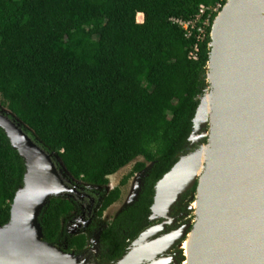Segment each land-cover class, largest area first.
I'll list each match as a JSON object with an SVG mask.
<instances>
[{
	"label": "trees",
	"instance_id": "1",
	"mask_svg": "<svg viewBox=\"0 0 264 264\" xmlns=\"http://www.w3.org/2000/svg\"><path fill=\"white\" fill-rule=\"evenodd\" d=\"M224 2L0 0V105L74 179L96 188V194L86 191L92 207L100 198L96 215L120 198L129 176L151 164L137 199L101 229L98 254L89 251V261L108 263L125 253L149 224L156 181L187 147L197 96L207 86L210 26L199 41L195 30L186 36L173 19H190L203 4L211 25ZM133 160L117 186L98 189ZM24 171L23 158L0 128V225L9 219ZM81 203L66 194L50 197L38 217L43 239L83 251L88 232L71 233L66 226L81 215Z\"/></svg>",
	"mask_w": 264,
	"mask_h": 264
},
{
	"label": "water",
	"instance_id": "2",
	"mask_svg": "<svg viewBox=\"0 0 264 264\" xmlns=\"http://www.w3.org/2000/svg\"><path fill=\"white\" fill-rule=\"evenodd\" d=\"M214 18L207 43V86L197 96L187 138L189 147L194 143L197 147L178 155L154 185L148 219L161 221L142 230L109 264L178 263L168 251L189 225L154 235L174 222L173 206L198 181L202 144L209 141L206 92L211 88L214 132L204 163L199 213L194 216L197 238L190 264H264V0H234L226 19L215 22ZM0 128L25 167L9 219L0 225V264H103L43 239L39 214L50 197L76 192L66 184V177L72 176L1 105ZM100 232L90 239L94 256Z\"/></svg>",
	"mask_w": 264,
	"mask_h": 264
},
{
	"label": "rangeland",
	"instance_id": "3",
	"mask_svg": "<svg viewBox=\"0 0 264 264\" xmlns=\"http://www.w3.org/2000/svg\"><path fill=\"white\" fill-rule=\"evenodd\" d=\"M206 71V69H205ZM206 82V80H205ZM207 83V82H206ZM203 142V141H202ZM192 147V149H191ZM191 147L188 146L189 151L193 150L195 147H197V144L194 143L191 145ZM191 149V150H190ZM188 151V152H189ZM53 158L57 161V157L53 155ZM136 160H142V157H138ZM136 160L131 161L130 163L126 164L125 166L121 167L119 170H117L115 173L108 176L109 182L104 188H98L101 191H108L109 189L117 186L119 184L120 179L129 173V171L132 169V166ZM150 163L146 165V167L139 171L135 172L133 175L129 176L126 184L121 186V195L120 198L113 202L108 208H106L101 216H97L96 214L91 216L89 220L87 221H78V217L70 220V223H67V229L71 233H77L79 231H85L89 234V240L87 248H91V242L90 239L93 237V235L99 230L102 229L107 222H109L119 211H121L124 207L127 205L132 204L138 197V194L142 188V180L145 176L147 170L150 167ZM75 183H79L83 185L80 180H74ZM84 186V185H83ZM94 188L93 190H95ZM195 199V190H187L185 193H183L179 200L176 202V204L173 206V209L171 211V216L176 218V224L182 223L183 225L188 224V228L190 229L193 222H194V210L191 207V203ZM190 205V207H189ZM94 214V212H93ZM82 223L81 225H77L76 223ZM186 234L184 235L185 238ZM183 238V239H184ZM182 241V240H181ZM181 241H177L172 247V250H177V257L175 258L178 263L182 264L184 256H183V250L181 249ZM89 248V249H90ZM98 254V248L97 252ZM96 254V255H97ZM105 264V263H103ZM107 264V263H106Z\"/></svg>",
	"mask_w": 264,
	"mask_h": 264
},
{
	"label": "bare ground",
	"instance_id": "4",
	"mask_svg": "<svg viewBox=\"0 0 264 264\" xmlns=\"http://www.w3.org/2000/svg\"><path fill=\"white\" fill-rule=\"evenodd\" d=\"M234 0H226L225 4L222 5V9L220 8V11L218 12L217 16L214 18L215 22H221L222 20L226 19L227 15L229 14L231 4ZM137 20L141 22L142 20V14H137ZM208 79L212 81V73L208 75ZM206 100H207V110L209 115V125L210 129L208 130V139L209 141H205L202 144V164L201 167L198 170V181L196 182L195 186V199L191 203V207L194 210V214L198 216L199 213V207L201 202V196L203 191V186L205 183V172H204V163L207 159L209 147H210V140L212 133L214 132V121H215V105L213 101V89H209L206 92ZM184 238V237H183ZM196 238H197V218L194 220L192 227L186 231L185 238L181 241V249L183 250V262L182 264H190L192 260V252L194 250L195 244H196ZM96 264V263H91ZM106 264V263H105ZM109 264V262L107 263Z\"/></svg>",
	"mask_w": 264,
	"mask_h": 264
},
{
	"label": "flooded vegetation",
	"instance_id": "5",
	"mask_svg": "<svg viewBox=\"0 0 264 264\" xmlns=\"http://www.w3.org/2000/svg\"><path fill=\"white\" fill-rule=\"evenodd\" d=\"M188 144H187V147H186V149L184 150V151H182V152H180L178 155H180V154H184V153H187L188 151H189V149H188ZM191 149H192V147H191ZM190 149V150H191ZM66 184L69 186V187H71V186H74L75 187V189H76V192H70V193H65L68 197H71V198H78V199H80V201L82 202L81 204H80V208L82 209V211H81V215H79V217H78V221H87V220H89L90 219V217L91 216H93V215H95L96 214V209H97V204H99V200H100V198H98V203L96 204V206L95 207H92L91 206V204L93 203V199L91 198V196L89 195V193H87L86 191L87 190H89L90 192H92V193H94V194H96L97 192H95V191H93V189L92 188H89L90 186H87L86 185V183H84V182H82V181H80V182H82L83 183V185H81V184H79V183H75L74 182V180H76V179H74V178H72V177H69V176H67L66 177ZM193 188V187H192ZM192 188H190L191 190H192ZM194 188H195V186H194ZM84 208L87 210V217L84 219L83 218V216L85 215V212H84ZM93 212H94V214H93ZM149 220V219H148ZM161 221V219H156V220H153V221H150L149 220V224L147 225V226H145L142 230H144V229H146L147 227H149V226H151V225H153V224H155V223H159ZM80 222H78V223H76L77 225H81L82 223H80ZM176 222V218L174 219V222L172 223V224H166V226H165V228L163 229V230H161L160 232H158V234H156V235H154V237H156V236H158V235H161V234H166V233H169V232H171V231H173V230H176V229H178V228H180L183 224L182 223H175ZM141 230V231H142ZM140 231V232H141ZM139 232V233H140ZM138 233V234H139ZM137 237V236H136ZM135 237V238H136ZM153 238V237H152ZM183 239V238H182ZM182 239H178L179 241H181ZM133 240V239H132ZM132 240L130 241V243L132 242ZM178 240H176L175 242H174V244L178 241ZM129 243V244H130ZM128 244V245H129ZM173 244V245H174ZM172 245V246H173ZM90 248V247H89ZM89 248H85L83 251H81V252H84V256H89V254H90V252L89 251H91L92 252V250H91V248L89 249ZM98 248V247H97ZM127 248H128V246L126 247V250H127ZM172 248L173 247H171L170 248V250L168 251V255L169 256H173L174 258H176L177 256V250H175V251H173L172 250ZM80 252V253H81ZM126 252V251H125ZM90 257V256H89ZM94 259H96L95 257H94ZM93 259V260H94ZM97 260V259H96ZM98 261V260H97ZM100 262V261H99Z\"/></svg>",
	"mask_w": 264,
	"mask_h": 264
},
{
	"label": "built area",
	"instance_id": "6",
	"mask_svg": "<svg viewBox=\"0 0 264 264\" xmlns=\"http://www.w3.org/2000/svg\"><path fill=\"white\" fill-rule=\"evenodd\" d=\"M219 5L217 4L214 11H217ZM178 25L184 30L185 35L189 36L192 30L197 32L196 39L202 41L206 35V28L210 26V12L208 7L200 4L198 6V11L190 19L182 20V19H173ZM198 50L197 45L194 47V51L190 53V57L193 59L196 58V51Z\"/></svg>",
	"mask_w": 264,
	"mask_h": 264
}]
</instances>
